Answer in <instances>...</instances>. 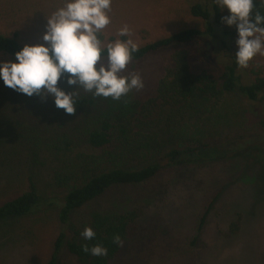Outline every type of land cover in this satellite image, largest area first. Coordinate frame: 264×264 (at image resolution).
I'll list each match as a JSON object with an SVG mask.
<instances>
[{"label": "rangeland", "instance_id": "1", "mask_svg": "<svg viewBox=\"0 0 264 264\" xmlns=\"http://www.w3.org/2000/svg\"><path fill=\"white\" fill-rule=\"evenodd\" d=\"M205 2L112 0L108 13L111 23L101 36L119 38L120 28L127 25L131 34L126 38L141 46L181 30H202L203 22L190 10ZM63 4L64 0H0V32L15 35L23 44H40L45 19ZM236 39L195 40L181 48L194 55L193 72L218 73L222 64L235 55ZM175 49L129 63L122 75L139 74L144 82L141 90L129 95L153 94L164 68L171 65L169 56ZM0 61L11 60L0 55ZM238 74L243 84L256 77L264 78V56L254 57ZM44 100L38 99L33 109L43 107ZM6 108L0 105L2 122H15L14 110L5 113ZM260 115L257 105L247 103L237 93L227 95L212 118L209 147L187 157L183 165L164 169L151 182L105 196L101 200L105 205L136 208L140 213L129 241L109 264H264V129L254 136L259 131L256 123ZM1 142L10 148L18 146L14 140ZM26 147L25 152H18L11 170L0 159V204L25 190L32 177L44 205L29 217L0 226V264H47L62 231L56 204L64 193L55 191L51 183L54 158L44 153L36 155ZM8 171L13 175L19 172L20 177L10 182ZM213 200L205 225L195 239L198 221ZM238 215L239 231L231 235L230 225ZM59 260L60 264H77L64 248Z\"/></svg>", "mask_w": 264, "mask_h": 264}, {"label": "trees", "instance_id": "2", "mask_svg": "<svg viewBox=\"0 0 264 264\" xmlns=\"http://www.w3.org/2000/svg\"><path fill=\"white\" fill-rule=\"evenodd\" d=\"M215 0H207L191 7V15L203 22V29H185L164 38L138 46L131 64L144 61L158 52L175 47L170 54L171 65L164 68L154 93L145 97H93L78 88L74 99V114L57 109L50 98L44 106H33L40 99L17 93L0 81V105L14 110L17 119L5 123L0 117V143L14 140L18 146L0 145L1 160L9 170L15 167L16 156L26 145L30 151L54 158L51 183L55 191L64 193L59 203L58 220L62 226L47 264H60L59 252L65 249L77 264H109L121 252L131 237V230L140 218L136 208L122 209L105 205L101 200L114 190L132 189L156 179L172 166L183 165L189 156L209 147L210 125L219 106L229 94L237 93L247 103L261 108L256 123L261 134L264 129V78L256 77L243 84L241 69L234 56L222 64V71L202 70L195 73L191 63L194 55L185 47L195 40L237 38L236 29L228 31L221 23L227 10L221 12ZM264 15V4L255 0L253 14ZM102 40L127 39L110 37ZM23 44L15 35L0 32V55L15 62L14 53ZM62 77L58 87L66 93L76 90ZM9 104V105H8ZM259 114V113H258ZM8 122V123H7ZM12 126V127H11ZM264 144V143H263ZM164 162V163H163ZM9 172V171H8ZM19 172L7 174L11 182ZM11 178H14L11 180ZM27 188L0 204V226L12 220L33 215L44 205L32 177ZM214 200L201 216L195 228V239L205 225ZM86 211V214H84ZM90 227L96 233L93 240H85L81 233ZM240 228V216L230 225V234ZM119 236L121 244L113 242ZM100 244L107 248L106 256H93L82 251Z\"/></svg>", "mask_w": 264, "mask_h": 264}, {"label": "clouds", "instance_id": "3", "mask_svg": "<svg viewBox=\"0 0 264 264\" xmlns=\"http://www.w3.org/2000/svg\"><path fill=\"white\" fill-rule=\"evenodd\" d=\"M227 10L221 23L235 26L237 51L235 62L247 68L257 55L264 56V15L253 14L255 0H215ZM264 4V0H260ZM112 0H64L46 20L42 43L25 44L14 53L13 61H0V81L13 91L41 100L50 98L57 109L74 114L78 88L93 97H111L120 100L133 90H141L144 82L139 74L122 75L138 45L132 39L102 40V30L111 23L108 15ZM127 25L120 28L119 37L130 36ZM65 77L66 84L76 90L66 93L58 82ZM85 240H93L96 233L85 227ZM121 244L119 236L113 238ZM82 251L93 256H106L107 248L95 244L82 246Z\"/></svg>", "mask_w": 264, "mask_h": 264}]
</instances>
